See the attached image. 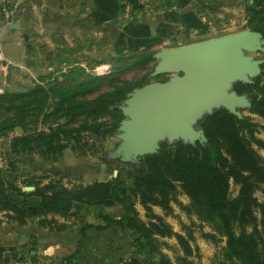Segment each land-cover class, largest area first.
Here are the masks:
<instances>
[{
	"label": "trees",
	"instance_id": "trees-1",
	"mask_svg": "<svg viewBox=\"0 0 264 264\" xmlns=\"http://www.w3.org/2000/svg\"><path fill=\"white\" fill-rule=\"evenodd\" d=\"M192 1L160 0L164 20L155 33L146 21L126 22L115 41V53L120 56L131 53L133 64L145 67L154 60L155 52L151 49L171 39L176 24L182 25L184 37L192 30L206 34L209 26L198 9L184 10ZM128 5L133 11L145 8L142 0H94L93 24L100 27L112 22ZM246 10L248 27L264 36V0H249ZM99 78L88 75L85 80L68 85L56 80L46 87L36 84L27 91L0 94V109L8 114L0 122V135L9 136L19 127L23 134L12 138V152H38L51 160L59 159L72 143L82 146L87 133L105 139L124 119L119 105L127 94L149 81L143 78L137 83L116 85L94 98L81 99ZM233 88L238 94L248 95L251 114L264 117V64L252 83L239 81ZM81 117L86 119L80 121ZM105 117L107 121L102 120ZM201 127L206 141L195 144L178 141L173 145L163 142L157 153L139 158L137 168L126 178L117 176L72 186L53 180L42 184L30 180L25 186L35 189L26 191L15 176L0 175V212L20 225L38 217L40 224L46 225L54 222L46 218L48 215L67 217L84 210L100 221L86 227L106 229L117 225L131 232L135 254H144V261L151 258L156 259V264H175L161 251L160 238L175 236L185 254L184 260L198 248L191 244L194 240L191 233L186 236L175 232L154 212V206L170 214L171 201L180 188L190 198L189 205L182 208L226 239L220 264H264V201L256 196L258 190L264 193V160L259 152L264 149V140L257 136L258 124L250 116L239 118L221 107L207 115ZM232 183L239 186L234 198L230 196ZM137 204L145 209L147 220L141 218ZM116 205L123 210L120 218L107 211ZM206 236L214 238L215 234ZM86 238L83 230L77 250L67 258V264L76 260ZM7 260L0 246V264ZM128 264L141 262L134 258Z\"/></svg>",
	"mask_w": 264,
	"mask_h": 264
},
{
	"label": "rangeland",
	"instance_id": "rangeland-1",
	"mask_svg": "<svg viewBox=\"0 0 264 264\" xmlns=\"http://www.w3.org/2000/svg\"><path fill=\"white\" fill-rule=\"evenodd\" d=\"M142 3H144L145 8L141 11L126 9L124 19H117V21H122L120 26L117 25L116 20H113L102 27H97L90 19L87 23H84L83 27H80L79 32L72 26L73 22L71 20L67 24H62L58 22V18L54 13L49 11L46 15L41 9L34 11L31 8L28 21L32 29L28 33V38L26 37L28 56L12 63H7V61L0 58V94L27 91L36 84L46 87L56 80L62 81L65 85L76 84L85 80L88 75L98 76L100 78L97 82L93 83L80 96L81 99H90L112 90L116 85L137 83L143 78H146L149 81L148 83L156 80H167L170 76L168 74L154 75L159 62V59L155 58L154 55V60L151 63L145 67H139L133 64L134 57L131 53L120 56L114 51L115 41L124 23L132 19L146 21L155 33L159 23L164 20L162 9L159 7L160 0H142ZM248 3L249 0H194V7L199 6L200 13L203 14V18L209 27L204 35H200L198 32L189 34V41H199L243 30H252L248 27L249 17L246 10ZM48 8H50V5H48ZM1 33L2 30L0 29V46ZM173 43L176 45V40ZM162 45L161 43L154 46L151 51L155 53L160 51ZM262 46V50L244 51L245 55L260 60L261 68L264 64V44ZM64 63L72 67H68L65 72H62L61 65ZM51 67L52 70L49 69ZM104 67L106 69L102 70ZM132 91L121 102L120 108L127 106L126 100L130 97ZM244 95L250 99L247 94ZM215 110L216 108L211 113L206 112L203 114L195 124V129H202L201 124L204 118ZM237 110L241 112L242 116H250L258 124L257 136L264 140V117L251 114L243 106L238 107ZM7 115L5 110L0 109V122L7 118ZM124 118L129 117L124 116ZM84 119L86 117H81L79 120ZM79 120L78 123L74 124L75 126H78ZM102 120L107 121L108 117ZM61 122H65V120H61ZM120 126L103 140L94 135L85 134L82 146L72 143L57 160L48 159L38 152H12L10 146L12 138L14 135L23 134V130L17 127L9 136L0 135V175L9 176L10 172L11 176L9 177L13 178L15 176L22 186H25L30 180L41 184L53 180L72 186L111 180L117 176L129 177L137 168L138 161L126 157L125 152L121 151L123 139L119 134L123 131ZM45 127V125H39V128ZM178 141L184 142L181 138L170 140L165 137L159 142V146L161 147L163 142L173 145ZM259 152L264 160V149H259ZM117 163L119 168L115 170V164ZM238 190L239 186L232 183L230 196L232 198L236 197ZM256 196L260 201H264V193L261 190L256 191ZM189 203L190 198L178 188L175 199L171 201L172 212L166 214L160 206H154V212L162 216L175 232L186 236L191 233L194 237L191 244L193 247L198 248L197 252L184 260L185 254L175 236L160 238L162 242L160 245L161 251L170 257L175 264H188L187 262L193 264H220L226 239L216 234L211 225L200 222L195 214H188L182 208L183 205L187 206ZM137 208L141 218L147 220L145 209L140 204H137ZM107 211L114 216L123 214V210L119 205L108 208ZM257 214L259 216L258 211ZM248 230H251V228ZM209 233L215 234V237L206 236ZM143 256L145 257V255H141L142 260ZM156 258L158 259L159 256ZM18 259L15 258L12 262ZM146 261L149 264H156V259L147 258Z\"/></svg>",
	"mask_w": 264,
	"mask_h": 264
},
{
	"label": "water",
	"instance_id": "water-1",
	"mask_svg": "<svg viewBox=\"0 0 264 264\" xmlns=\"http://www.w3.org/2000/svg\"><path fill=\"white\" fill-rule=\"evenodd\" d=\"M19 27V24H12ZM263 34L243 30L204 40L164 47L154 54L159 59L154 75L168 74L133 89L127 106L121 107L124 118L119 136L122 150L134 160L157 153L159 142L181 138L195 144L206 141L203 129L195 124L206 112L225 108L242 118L238 107L249 109L251 101L234 90V82L252 83L261 71V61L244 51L262 50ZM119 164H115V170ZM9 176L11 173L9 172ZM25 190H34L26 186Z\"/></svg>",
	"mask_w": 264,
	"mask_h": 264
},
{
	"label": "crops",
	"instance_id": "crops-1",
	"mask_svg": "<svg viewBox=\"0 0 264 264\" xmlns=\"http://www.w3.org/2000/svg\"><path fill=\"white\" fill-rule=\"evenodd\" d=\"M93 6L94 0H0V58L12 63L28 56L26 37L32 29L28 21L31 8L34 11L41 9L46 15L49 11L54 13L62 24L71 20L72 26L79 32L80 27L91 19ZM128 8L132 10L130 5ZM126 9L114 20L124 19ZM195 9L200 13L199 6L194 7L193 0L184 10ZM7 12L9 17L6 16ZM200 15L203 17L202 13ZM12 24H19V27L13 28ZM121 24L122 21H117L118 26ZM176 27L170 39L172 41L184 36L182 25L176 24ZM192 32L197 30H192L190 34ZM83 213L84 210L67 217L48 215L47 219H54L52 224L42 225L38 217L20 225L9 221L5 213L0 212V246L4 248V256L8 259L3 264L21 257L33 259L34 264H67V258L77 250L83 230L87 237L85 246L71 264H128L134 258L141 264H149L142 260L141 255L135 254L130 231L122 230L117 225L106 229L86 227V224H98L100 221L93 213ZM120 216L115 215L116 218Z\"/></svg>",
	"mask_w": 264,
	"mask_h": 264
},
{
	"label": "built area",
	"instance_id": "built-area-1",
	"mask_svg": "<svg viewBox=\"0 0 264 264\" xmlns=\"http://www.w3.org/2000/svg\"><path fill=\"white\" fill-rule=\"evenodd\" d=\"M6 16L9 17V13L8 12L6 13ZM185 42H190L189 41V38L182 36L181 38H178L176 40V45L173 43L172 40H167V41L162 42V44H163L162 45L163 46L162 48H164V47H170V46H174V45L177 46L178 44L185 43ZM68 67H72V66H68L66 63H64L63 65H61L62 72H65ZM49 69L52 70L53 68L51 67ZM103 69H106V67L102 68V70ZM12 264H34V262L32 261V259L27 258V259H22V260H20V259L15 260V261H13Z\"/></svg>",
	"mask_w": 264,
	"mask_h": 264
},
{
	"label": "flooded vegetation",
	"instance_id": "flooded-vegetation-1",
	"mask_svg": "<svg viewBox=\"0 0 264 264\" xmlns=\"http://www.w3.org/2000/svg\"><path fill=\"white\" fill-rule=\"evenodd\" d=\"M187 38H189V36ZM190 42H192V41H190ZM170 47H173V46H170Z\"/></svg>",
	"mask_w": 264,
	"mask_h": 264
}]
</instances>
